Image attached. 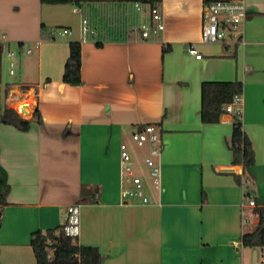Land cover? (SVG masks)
<instances>
[{
    "label": "crops",
    "instance_id": "crops-1",
    "mask_svg": "<svg viewBox=\"0 0 264 264\" xmlns=\"http://www.w3.org/2000/svg\"><path fill=\"white\" fill-rule=\"evenodd\" d=\"M245 2L239 37L208 44L201 41L204 0H162L165 28L151 39L138 30L149 13L132 5H73L82 10L78 24L56 26L41 0H0V53L4 44L34 45L31 61L40 67L38 92L32 80L8 85L3 110L16 108L15 95L33 92L41 120L22 117L31 121L23 132L4 124L0 110V164L10 186L1 264H37L33 235L58 228L67 208L81 204L84 186L100 193L98 203L81 205L77 241L96 247L102 264H253L255 253L258 259L259 248L244 247L242 237L264 207V0ZM83 18L96 36L82 34ZM57 27L70 29L71 40L49 39ZM71 41L82 47L80 86L63 83ZM191 45L201 59L188 53ZM204 82L242 84L240 121L255 152L250 173L233 164L234 118L202 122ZM157 123L165 129L162 190L145 182L149 202L125 203L120 146ZM244 195L257 206L243 207Z\"/></svg>",
    "mask_w": 264,
    "mask_h": 264
},
{
    "label": "built area",
    "instance_id": "built-area-1",
    "mask_svg": "<svg viewBox=\"0 0 264 264\" xmlns=\"http://www.w3.org/2000/svg\"><path fill=\"white\" fill-rule=\"evenodd\" d=\"M135 7L142 9L140 3L135 4ZM74 13H82L81 8H75ZM149 18L144 20L139 32L143 39H151L160 37L165 25L163 16L157 7L150 8ZM247 5L245 0H204L203 3V26L201 31V41L203 43L215 44L224 43L232 36L239 37L237 29L243 26L247 19ZM81 32L84 36H96V31L90 27L89 20L82 19ZM52 40L64 39L72 36V31L66 27L55 28L50 32ZM26 54L33 52L32 47L24 49ZM188 53L194 55L197 59H201L202 55L194 45L188 46ZM16 54L9 52V72L10 75H15L16 64L14 58ZM23 95V94H22ZM24 99L18 101L14 109L17 114L24 117L22 109H28L29 115L35 113V94L27 92ZM244 96L242 93L233 97L232 102L224 107V115L232 116L235 121H240L243 115ZM164 127L162 124H147L137 129L132 134V140L138 147L149 146V153L144 157V162L150 168L152 184L155 190H162V156L164 151ZM121 155V197L125 203L130 201H140L143 204L149 202V198L145 192V183L139 177L132 166L134 154L127 143H122L120 146ZM245 183H243L244 185ZM256 207L257 203L244 195L243 207ZM81 204L71 205L67 208L61 221V229L57 231L59 237L62 231L64 237L78 239L81 234ZM59 240L56 238L49 242L50 257H52L55 248L59 245ZM259 264V263H258ZM264 264V261L261 263Z\"/></svg>",
    "mask_w": 264,
    "mask_h": 264
},
{
    "label": "trees",
    "instance_id": "trees-1",
    "mask_svg": "<svg viewBox=\"0 0 264 264\" xmlns=\"http://www.w3.org/2000/svg\"><path fill=\"white\" fill-rule=\"evenodd\" d=\"M41 2L43 4H72L75 6H81L87 3H109L135 6V4L140 3L142 6L141 11L145 13L148 12L150 8L158 7L162 3V0H41ZM48 38L52 39L50 33ZM22 45L23 44H20V47H22ZM69 45L70 55L65 64L63 83L80 86L82 84L81 43L79 41H71ZM169 49L170 48L164 49V53L168 52ZM242 91L243 86L240 82H204L202 84V122L208 124L219 123L221 117L225 113L224 107L232 102L235 95L242 93ZM36 114L40 122L38 110L34 115ZM1 120L4 124L14 126L23 132H27L31 129V121L22 118L15 110L8 107L4 108ZM68 133L67 130L64 135L67 136ZM231 150L233 152V164L241 165L245 173H250L252 167L255 165V152L251 141L242 130L241 121L234 122ZM236 182L238 184L242 183L240 176H236ZM9 191L10 186L7 173L0 164V227L4 208L8 204L7 197ZM99 193L98 187L84 186L81 194V205L98 203ZM256 214L258 215L259 222L255 229L250 233H245L242 237L243 246L251 249L264 248V207L258 208ZM60 229L61 227L59 226L56 229L37 231L33 235L31 246L35 253L37 264H102V255L96 247L79 245L76 239L64 237L62 231L58 237L57 231ZM56 238L60 243L55 248L52 257H50L49 242Z\"/></svg>",
    "mask_w": 264,
    "mask_h": 264
},
{
    "label": "rangeland",
    "instance_id": "rangeland-1",
    "mask_svg": "<svg viewBox=\"0 0 264 264\" xmlns=\"http://www.w3.org/2000/svg\"><path fill=\"white\" fill-rule=\"evenodd\" d=\"M45 15L47 12L48 19L55 20L58 22L56 26H64L68 25L70 21H73L75 26L78 24L79 17H81L80 13H72L73 5L72 4H58V5H52V4H45ZM51 7V8H50ZM46 9H54V11H46ZM59 28V27H57ZM242 26H239L237 31V34L241 33ZM67 40H71V37L67 38ZM27 46H22L20 48L19 46L12 45L9 46L7 44H4L1 49L0 53V110H3L4 105L7 102V97L5 93V88L9 86H17V84H22L26 80H32L35 82L33 85L35 88V92H38L39 87H37V80L39 75V63L38 61H31L35 57L37 58V50L34 48V45H32L34 52L32 55L26 54L24 49ZM9 52H14L16 54V57L14 58V63L16 64L15 69V75L11 76L9 72V58L8 54ZM23 67V71L21 72V69ZM25 73V76H24ZM22 93H25V90L22 89ZM16 94V93H15ZM18 95V93H17ZM24 99V97H21ZM14 101H18L20 99L16 98V95L14 96ZM25 118H30V115H23ZM126 143L129 145L131 152L134 154V160L132 161V166L134 167L135 173L141 177L145 182L150 183L152 182L150 173V168L146 165L144 161L140 159V155L142 152H144V157L146 154L149 153V146L146 145L145 147L141 148L138 147L132 140L131 135L126 139ZM259 256H258V263L261 264L264 261V248H259L258 250ZM250 254V252H248Z\"/></svg>",
    "mask_w": 264,
    "mask_h": 264
},
{
    "label": "bare ground",
    "instance_id": "bare-ground-1",
    "mask_svg": "<svg viewBox=\"0 0 264 264\" xmlns=\"http://www.w3.org/2000/svg\"><path fill=\"white\" fill-rule=\"evenodd\" d=\"M22 113H24L25 115H29L28 109H26L25 107L22 109Z\"/></svg>",
    "mask_w": 264,
    "mask_h": 264
},
{
    "label": "water",
    "instance_id": "water-1",
    "mask_svg": "<svg viewBox=\"0 0 264 264\" xmlns=\"http://www.w3.org/2000/svg\"><path fill=\"white\" fill-rule=\"evenodd\" d=\"M253 264H258L257 253H255Z\"/></svg>",
    "mask_w": 264,
    "mask_h": 264
}]
</instances>
